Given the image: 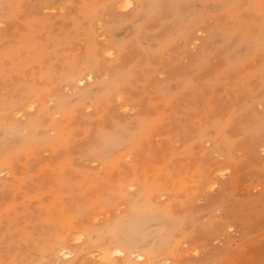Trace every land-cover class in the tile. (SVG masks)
Masks as SVG:
<instances>
[{"label":"rangeland","instance_id":"374dc122","mask_svg":"<svg viewBox=\"0 0 264 264\" xmlns=\"http://www.w3.org/2000/svg\"><path fill=\"white\" fill-rule=\"evenodd\" d=\"M0 172V264H264V0H0Z\"/></svg>","mask_w":264,"mask_h":264},{"label":"bare ground","instance_id":"6f19581e","mask_svg":"<svg viewBox=\"0 0 264 264\" xmlns=\"http://www.w3.org/2000/svg\"><path fill=\"white\" fill-rule=\"evenodd\" d=\"M89 78H90V77H89ZM80 82H82V80H81ZM35 102H36V101H35ZM30 104H31V103H30ZM30 107H31V106H30ZM30 107H29V108H30ZM32 108H33V107H32ZM32 108H31V109H32ZM57 108H58V107H56V110H57ZM53 109H54V108H53ZM58 109H59V108H58ZM59 111H60V110H59ZM54 113H55V110H54ZM56 113H57V114H58V113L61 114V112H56ZM59 116H60V115H59ZM28 121H29V120H28ZM32 122H33V121H32ZM54 122H55V121H54ZM54 122H53V123H54ZM55 125H56V124H55ZM35 128H36V127H35ZM52 128H55V126L52 127ZM52 130H53V129H52ZM110 142H111V141H110ZM223 171H224V170H223ZM223 171L221 170L220 172L223 173ZM218 173H219V172H218ZM0 174H1V172H0ZM207 184H208V183H207ZM207 184H206V185H207ZM213 185H214V184H213ZM209 188H210V187H209ZM211 188H213L212 185H211ZM145 189H146V188H145ZM149 197H150V196H149ZM160 199H162V198H160ZM184 203H185V202H184ZM148 205H149V204H148ZM148 205H147V206H148ZM132 207H133V206H132ZM142 207H143V206H142ZM148 207H150V205H149ZM151 207H152V206H151ZM137 208H138V207H137ZM137 208H136V209H137ZM144 208H145V207H144ZM156 208H157V207H156ZM136 209H134V210H136ZM141 209H143V208H140V210H141ZM131 210H132V209H131ZM131 210H130V212H131ZM145 210H146V209H145ZM147 211H149V210H147ZM132 212H133V211H132ZM137 212H138V210L136 211V213H137ZM149 212H150V211H149ZM101 213H102V212H101ZM151 213H152V212H151ZM125 214H126V213H125ZM132 214H133V213H131V215H132ZM137 214H139V213H137ZM129 215H130V214H129ZM133 215H135V212H134ZM133 215H132V216H133ZM151 215H152V214H151ZM136 216H137V215H136ZM127 217H128V216H127ZM139 217H140V216H139ZM138 219H139V218H138ZM129 220H130V219H129ZM140 220H141V218H140ZM120 222H121V220H120ZM123 222H124V221H123ZM130 223H131V222H130ZM131 224H132V223H131ZM115 226H117V225H115ZM120 226H121V225H120ZM128 227H129V226H128ZM111 228H112V227H111ZM119 228H120V227H119ZM107 229H108V228H107ZM115 229H116V228H115ZM125 229H126V228H125ZM108 230H109V229H108ZM111 230H113V229H111ZM111 230H110V231H111ZM117 230H118V229H117ZM117 230H116V231H117ZM108 232H109V231H108ZM108 232H107V234H108ZM117 232H119V231H117ZM117 232H115V233H117ZM126 233H127V232H126ZM128 233L131 234L130 232H128ZM78 236H79V235H78ZM82 236H83V235H81L80 237H82ZM113 236H114V235H113ZM117 236H118V235H117ZM108 237H109V236H108ZM86 238H87V237H86ZM79 239H80V238H79ZM79 239H76V237H75V241H76V240L78 241ZM109 239H110V238H109ZM119 239H120V238H119ZM132 239H134V238H132ZM117 240H118V239H117ZM79 241H80V240H79ZM132 241H133V240H132ZM113 243H114V242H113ZM117 243H118V242H117ZM56 244H57V243H56ZM56 244H55V245H56ZM58 244H59V243H58ZM114 244H116V242H115ZM119 244H120V243H119ZM121 245H122V244H121ZM62 247H65V246H62ZM62 247L56 250V251L58 252L57 254H58L60 257H62L63 259H69V258H71L72 253H71L70 251H68L67 249L62 248ZM136 248H137V247H136ZM138 248H139V247H138ZM108 249H109V248H108ZM108 249H107V250H108ZM110 249H111V248H110ZM125 249H126L125 247H121V248H116V247H115V249H113L112 251H110V253H112V254H114V255L116 254L117 256H120V259H121V258L123 259V258L127 257L126 254L124 253ZM49 250H50V249H49ZM107 250H106V252H107ZM99 252H100V251H99ZM101 252H102V251H101ZM106 252H104V253H106ZM54 253H55V252H53V254H54ZM102 253H103V252H102ZM134 254H135V253H134ZM134 254H133V255H134ZM136 254H137V253H136ZM55 255H56V254H55ZM104 255H105V254H103V257H104ZM106 255H107V256H106ZM106 255H105V256H106L105 258H106V260H107V257H108V259H109L110 255L107 254V253H106ZM121 256H122V257H121ZM130 256H131L130 259L133 260V258H132V253H131ZM111 257H112V256H111ZM134 257H135V256H134ZM137 257H138V258H137ZM137 257H136V258L139 259V260H141L142 262H143V260L145 259V257H144L143 255H139V254H138ZM147 257H148V256H147ZM147 257H146V258H147ZM98 258H99V257H98ZM112 258H113V257H112ZM114 258L116 259L115 256H114ZM136 258H135V259H136ZM57 259H58V258H57ZM87 259H88V258H87ZM100 259H101V258H100ZM100 259H99V260H100ZM120 259H119V260H120ZM135 259H134V260H135ZM123 260H125V259H123ZM145 260H146V262H147V259H145ZM145 260H144V261H145ZM149 260H150V259H149ZM154 260H155V259H154ZM161 260H162V259H161ZM103 261H104V260H103ZM109 261H110V260H109ZM112 261H113V260H112ZM136 261H138V260H136ZM136 261H134V262H136ZM159 261H160V260H159ZM56 262H57V261H56ZM148 262H149V261H148ZM151 262H153V261L151 260ZM60 263H61V262H60ZM132 263H133V262H132ZM153 263H154V262H153ZM161 263H162V262H161ZM164 263H165V262H164ZM164 263H163V264H164ZM167 263H169V262H167ZM42 264H43V263H42ZM155 264H156V263H155ZM158 264H159V263H158Z\"/></svg>","mask_w":264,"mask_h":264}]
</instances>
